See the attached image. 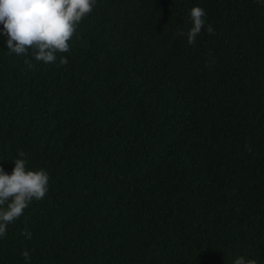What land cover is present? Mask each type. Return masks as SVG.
<instances>
[{"label": "trees", "instance_id": "1", "mask_svg": "<svg viewBox=\"0 0 264 264\" xmlns=\"http://www.w3.org/2000/svg\"><path fill=\"white\" fill-rule=\"evenodd\" d=\"M2 30L0 167L49 183L0 264H264V0H96L55 63Z\"/></svg>", "mask_w": 264, "mask_h": 264}, {"label": "clouds", "instance_id": "2", "mask_svg": "<svg viewBox=\"0 0 264 264\" xmlns=\"http://www.w3.org/2000/svg\"><path fill=\"white\" fill-rule=\"evenodd\" d=\"M96 0H0V24L2 34L7 36L9 54H32L37 61L56 62V53L69 51L68 41L72 39L79 22L92 12ZM206 11L199 6L190 10L191 27L187 32V42L196 43V37L205 26ZM209 34H214L211 25ZM181 35H184L181 32ZM28 63V61H25ZM67 64L61 57L59 65ZM20 157L24 156L21 152ZM14 169L9 175L0 167V237L7 234V225L18 219L35 200L45 197L49 176L44 169L26 170L25 159H15ZM11 198V199H10ZM31 239L32 233L25 228L22 233ZM25 260L28 251L22 253ZM233 264H256L254 259L238 256Z\"/></svg>", "mask_w": 264, "mask_h": 264}]
</instances>
